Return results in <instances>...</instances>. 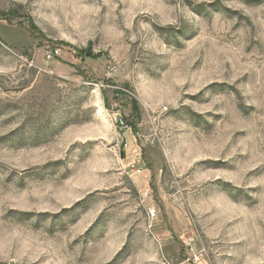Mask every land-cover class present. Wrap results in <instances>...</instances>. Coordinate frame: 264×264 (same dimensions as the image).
<instances>
[{
  "label": "rangeland",
  "instance_id": "1",
  "mask_svg": "<svg viewBox=\"0 0 264 264\" xmlns=\"http://www.w3.org/2000/svg\"><path fill=\"white\" fill-rule=\"evenodd\" d=\"M188 243L264 264V0H0V264Z\"/></svg>",
  "mask_w": 264,
  "mask_h": 264
},
{
  "label": "built area",
  "instance_id": "2",
  "mask_svg": "<svg viewBox=\"0 0 264 264\" xmlns=\"http://www.w3.org/2000/svg\"><path fill=\"white\" fill-rule=\"evenodd\" d=\"M118 123L120 124V126L122 128H129V126L126 124V122L124 121L123 118H119L118 119ZM130 171L135 174V175H141V176H144V178L146 179V181H148V179L150 178V176L146 173L145 170H143L142 168H140L138 166V164L136 162H131L130 165ZM149 219L150 221H154L158 218V211L157 209H151L149 210ZM187 246H190V257L187 259L185 263H188V264H196L198 263L202 258H203V253L200 252V251H195L194 248L191 246L190 243L187 244Z\"/></svg>",
  "mask_w": 264,
  "mask_h": 264
}]
</instances>
